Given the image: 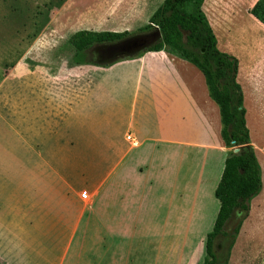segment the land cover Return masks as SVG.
Listing matches in <instances>:
<instances>
[{
	"label": "crops",
	"instance_id": "obj_1",
	"mask_svg": "<svg viewBox=\"0 0 264 264\" xmlns=\"http://www.w3.org/2000/svg\"><path fill=\"white\" fill-rule=\"evenodd\" d=\"M256 1L201 7L217 49L237 59L261 169L227 264H264ZM38 63L22 60L0 79V264H201L228 152L202 73L164 49L106 67Z\"/></svg>",
	"mask_w": 264,
	"mask_h": 264
},
{
	"label": "trees",
	"instance_id": "obj_2",
	"mask_svg": "<svg viewBox=\"0 0 264 264\" xmlns=\"http://www.w3.org/2000/svg\"><path fill=\"white\" fill-rule=\"evenodd\" d=\"M203 1L163 0L142 28V36L159 35V39L132 56H117L107 64L83 59L89 50L117 49L123 41L132 39L128 32L81 30L70 37L69 43L73 47L74 65L78 66L106 67L164 49L202 73L209 96L219 107L220 133L228 152L214 192L219 210L212 230L204 237L201 264H227L250 201L260 193L261 169L245 124L243 95L236 81L237 59L217 49L216 38L201 9ZM249 13L264 26V0H257ZM234 148L239 149L234 152Z\"/></svg>",
	"mask_w": 264,
	"mask_h": 264
},
{
	"label": "rangeland",
	"instance_id": "obj_3",
	"mask_svg": "<svg viewBox=\"0 0 264 264\" xmlns=\"http://www.w3.org/2000/svg\"><path fill=\"white\" fill-rule=\"evenodd\" d=\"M162 1L0 0V79L22 60L35 67L38 60L45 59L49 69L62 63L73 65L69 39L81 30L126 31L129 37L138 38L143 35L142 28L147 25L150 13ZM153 36L157 40V35ZM95 58L89 50L83 60L93 62Z\"/></svg>",
	"mask_w": 264,
	"mask_h": 264
},
{
	"label": "water",
	"instance_id": "obj_4",
	"mask_svg": "<svg viewBox=\"0 0 264 264\" xmlns=\"http://www.w3.org/2000/svg\"><path fill=\"white\" fill-rule=\"evenodd\" d=\"M157 39H159V35H157ZM155 41H156L155 36H153V34L152 35L151 34L150 35H144L142 37L125 40L119 45L118 48L119 49L121 48V49L127 51L126 53H129L127 56H132L134 53L133 50L136 49V51H137L139 48L148 47V46L152 45ZM122 57H124V56H122ZM238 149L239 148H234V152H237Z\"/></svg>",
	"mask_w": 264,
	"mask_h": 264
},
{
	"label": "flooded vegetation",
	"instance_id": "obj_5",
	"mask_svg": "<svg viewBox=\"0 0 264 264\" xmlns=\"http://www.w3.org/2000/svg\"><path fill=\"white\" fill-rule=\"evenodd\" d=\"M133 50V52H135ZM93 54L95 55V61L93 62H98V63H108L111 60L115 59L117 56H121V54H125L127 51L123 49H94L92 50Z\"/></svg>",
	"mask_w": 264,
	"mask_h": 264
},
{
	"label": "built area",
	"instance_id": "obj_6",
	"mask_svg": "<svg viewBox=\"0 0 264 264\" xmlns=\"http://www.w3.org/2000/svg\"><path fill=\"white\" fill-rule=\"evenodd\" d=\"M81 199L88 201L89 200V197H87V194L85 192H83L81 194Z\"/></svg>",
	"mask_w": 264,
	"mask_h": 264
}]
</instances>
